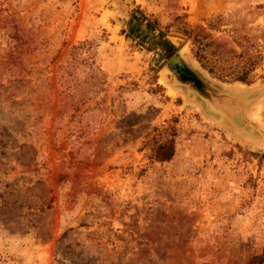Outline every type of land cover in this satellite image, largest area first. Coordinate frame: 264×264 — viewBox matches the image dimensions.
I'll list each match as a JSON object with an SVG mask.
<instances>
[{"label": "rangeland", "instance_id": "374dc122", "mask_svg": "<svg viewBox=\"0 0 264 264\" xmlns=\"http://www.w3.org/2000/svg\"><path fill=\"white\" fill-rule=\"evenodd\" d=\"M163 41L251 91L240 133L264 125V0H0V264H264V146L163 85ZM255 56L250 83L201 65L231 79Z\"/></svg>", "mask_w": 264, "mask_h": 264}, {"label": "water", "instance_id": "95a60500", "mask_svg": "<svg viewBox=\"0 0 264 264\" xmlns=\"http://www.w3.org/2000/svg\"><path fill=\"white\" fill-rule=\"evenodd\" d=\"M165 72V75L162 76L163 85H165L169 90H179L182 91L186 96L188 94L184 92L182 87L187 88L183 85L180 80L184 83H190V93L194 95L197 94L198 99H203L201 101H209L210 103L205 107H213L224 109V113L217 114L215 116L209 114L204 107L200 106L197 102L199 108L206 115L216 118L221 122L228 125L232 131H237L236 136L241 138L246 143H251L256 146H264V125L262 124H247L244 128L251 130L254 135L248 136L247 133H240L241 127L237 126V122L234 119V112H238L241 117H243L242 107L243 103L248 102V93L243 92V94L235 92L233 89H225L209 79L200 69H198L193 63L189 62L182 54V50L175 52L169 60L166 62L162 73ZM181 84H179V82ZM190 97V96H189ZM264 102V93L260 94L257 101L253 104L256 108H259ZM216 110V109H215ZM219 110V111H220ZM217 111V110H216ZM228 111V112H227ZM256 123L255 120L252 121ZM246 124V123H245Z\"/></svg>", "mask_w": 264, "mask_h": 264}, {"label": "trees", "instance_id": "16d2710c", "mask_svg": "<svg viewBox=\"0 0 264 264\" xmlns=\"http://www.w3.org/2000/svg\"><path fill=\"white\" fill-rule=\"evenodd\" d=\"M141 13V12H138ZM219 19V17H216ZM213 21H210L209 25L210 27H214L212 25ZM162 46L169 51V56H171L175 52V48L169 43V42H162ZM173 50V53H172ZM83 54H87V57L80 58ZM198 55V54H197ZM196 59L201 62V60H204V58L200 55L196 56ZM256 59L257 57H250L248 60L247 66H245V69L240 73L236 74L231 79H228L230 74H223V72H217L218 69L215 68V66H207L206 64H201L204 69H207L208 72L212 75H214L216 78L222 81H233V82H242V83H250V81L247 79L249 72L253 71L256 66ZM86 60H93V57L91 55L90 50V44L87 42L79 44V46L74 48V51L72 52V57L70 61L66 64V66H63L60 68L62 71V76H70L71 70L76 68L78 65L83 64ZM93 64V63H91ZM90 70L92 71L93 75L90 76V79L92 80L90 83L85 82L87 87H85L78 96H75L73 92H71L67 87L64 92L65 97H67L70 100L75 99L74 103V109L78 110L82 104H84L87 100H90V95L98 92L99 86L102 84L101 80L98 76V73H94V71L91 69V65L88 66ZM78 86V85H77ZM169 129V128H168ZM156 130V129H155ZM151 149L152 158L153 160L157 162H168L172 159L174 156V140L173 138H166L163 140H159L156 138L153 140L152 144H148Z\"/></svg>", "mask_w": 264, "mask_h": 264}, {"label": "bare ground", "instance_id": "6f19581e", "mask_svg": "<svg viewBox=\"0 0 264 264\" xmlns=\"http://www.w3.org/2000/svg\"><path fill=\"white\" fill-rule=\"evenodd\" d=\"M163 75H165V72L163 73ZM162 75V76H163ZM178 82H179V80H177ZM180 82L183 84V85H185L187 88H185V87H182V89H184V92H186L187 94H188V96H191V97H194V99L197 101V103H199L202 107H204L205 108V110L209 113V114H211V115H213V116H215V115H217V114H220L221 112L222 113H224L225 112V110L224 109H219V108H217L216 106H215V109L217 110H215L213 107H210V108H208V107H205V106H207L210 102L209 101H201V100H203V99H198L197 98V94H193V93H190V88H191V84L190 83H184L183 81H182V79L180 80ZM179 82V84H181ZM220 110V111H219ZM228 112V111H227Z\"/></svg>", "mask_w": 264, "mask_h": 264}]
</instances>
